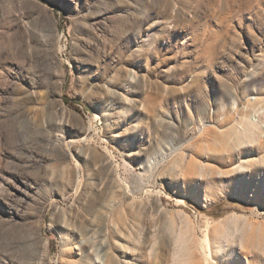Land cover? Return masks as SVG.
Listing matches in <instances>:
<instances>
[{
    "label": "rangeland",
    "instance_id": "obj_1",
    "mask_svg": "<svg viewBox=\"0 0 264 264\" xmlns=\"http://www.w3.org/2000/svg\"><path fill=\"white\" fill-rule=\"evenodd\" d=\"M255 101L264 0H0V264H264Z\"/></svg>",
    "mask_w": 264,
    "mask_h": 264
},
{
    "label": "bare ground",
    "instance_id": "obj_2",
    "mask_svg": "<svg viewBox=\"0 0 264 264\" xmlns=\"http://www.w3.org/2000/svg\"><path fill=\"white\" fill-rule=\"evenodd\" d=\"M261 104V106H257L258 104ZM254 105L248 109V107H245V109L238 113L240 116V124L236 125V123H233V120L230 122L231 128L226 133L229 146L235 150L239 149L240 147H246V150H250V147L253 143L257 144V147L259 150H263L264 147V101H255L253 103ZM237 113V111H236ZM228 152V151H227ZM247 155L250 154V152L246 153ZM229 159H230V155ZM257 163L264 164V155L261 157L259 161H255L253 163H247L245 166L241 165L243 168H249L253 167ZM222 235V234H221ZM205 243L207 247H209V239L206 237ZM103 263H108V258L106 257L103 259ZM113 264V263H112Z\"/></svg>",
    "mask_w": 264,
    "mask_h": 264
}]
</instances>
